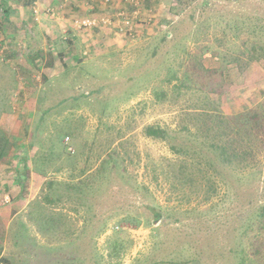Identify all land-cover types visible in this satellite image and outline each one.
Instances as JSON below:
<instances>
[{
	"label": "rangeland",
	"instance_id": "rangeland-1",
	"mask_svg": "<svg viewBox=\"0 0 264 264\" xmlns=\"http://www.w3.org/2000/svg\"><path fill=\"white\" fill-rule=\"evenodd\" d=\"M69 1L47 17L21 0L5 16L0 0V135L10 144L0 162V264H264V242L253 250L264 228L245 223L264 204V130L248 166L209 174L214 192L191 151H207L193 137L203 111L264 110V0H159L133 41L74 29L72 19L62 28L53 20ZM86 1L69 14H89ZM52 27L51 43L43 31ZM49 45L56 64L43 77L38 53ZM147 127L163 137H147ZM107 154L116 163L104 180ZM180 165L192 182L173 177Z\"/></svg>",
	"mask_w": 264,
	"mask_h": 264
},
{
	"label": "trees",
	"instance_id": "trees-1",
	"mask_svg": "<svg viewBox=\"0 0 264 264\" xmlns=\"http://www.w3.org/2000/svg\"><path fill=\"white\" fill-rule=\"evenodd\" d=\"M26 5H29L32 0H21ZM60 4V3H58ZM206 3L202 2V5ZM1 7L4 10L5 16H7L8 10L4 8V5L1 3ZM46 10V9H45ZM130 11V9H128ZM253 49V48H252ZM254 56L252 52H250L249 61L254 60ZM175 75H172L173 78ZM245 79L247 77L245 76ZM180 82V86L188 88L187 85H182V81ZM174 88H177V85H174ZM162 92V91H161ZM201 118L198 119V124L196 125V134L193 136L194 138H201L199 141V145L201 146L202 152H197L191 150L194 154V165L196 167V172L202 175V179L206 181L208 184V191L214 192V185L211 181L210 173L215 176L224 175V171L219 169V166L224 164L226 166H233L236 170L240 169L241 167L244 168L248 166L249 158H252L251 153V144L256 140L257 134L264 130V110L261 113H253L249 114V111H246L244 114L238 113L236 115H222L219 113V109L215 108L214 112H205L201 113ZM160 130V129H159ZM158 127H147L145 129V134L147 137L151 138H162L163 132L162 130L159 131ZM264 133V131H263ZM259 141H263V138L260 137ZM9 140L4 136L0 135V162L3 161L8 153H9ZM173 150L176 153H183L182 151L176 150L173 147ZM192 153V155H193ZM200 154H202L200 156ZM107 154L106 156H108ZM113 156L110 154L107 159L103 161V165L100 166L101 171L100 177L104 180H107L106 173L110 171V167L105 164L116 163L113 159ZM201 161L205 163L212 171H208L207 169H201ZM247 161V162H246ZM110 173V172H109ZM24 174H28L27 171H24ZM190 173H186L184 166H179L177 173L173 175L176 179H182L181 182L183 183H190L193 181L190 178ZM99 177V176H98ZM92 181V185H91ZM86 188L91 189L94 183V180H86ZM98 186H96L97 188ZM81 189V188H79ZM82 192V189L79 191ZM88 191H85L87 195ZM82 198H78L80 201ZM264 204L258 206L256 209L253 208L251 214L246 219V228H250L253 224L259 223V228H264ZM159 215V214H158ZM158 217V216H156ZM257 238V246L253 247V250L256 254L261 252V246L259 241L258 243ZM264 244V243H263ZM262 244V245H263Z\"/></svg>",
	"mask_w": 264,
	"mask_h": 264
},
{
	"label": "built area",
	"instance_id": "built-area-1",
	"mask_svg": "<svg viewBox=\"0 0 264 264\" xmlns=\"http://www.w3.org/2000/svg\"><path fill=\"white\" fill-rule=\"evenodd\" d=\"M143 0H122L121 6H115L113 0H89L85 2L86 12H95L96 5L98 7H104L103 12L100 14H83L72 18L70 25L77 30H91V29H113L120 38L133 41L136 38L138 26H150L152 25L154 18L151 11V15H147L146 18H142L144 13L141 8V2ZM69 0H62V3L58 6L59 10L64 9L68 5ZM123 5L127 6L125 8ZM34 11L38 9V5L34 4ZM130 9V11H128ZM44 14L54 16V9L47 8Z\"/></svg>",
	"mask_w": 264,
	"mask_h": 264
},
{
	"label": "crops",
	"instance_id": "crops-1",
	"mask_svg": "<svg viewBox=\"0 0 264 264\" xmlns=\"http://www.w3.org/2000/svg\"><path fill=\"white\" fill-rule=\"evenodd\" d=\"M62 0H32V2L29 4V6H30V8H28V9H32L33 8V4H37L38 5V7H39V9H47V8H55L56 6H57V4L58 3H60ZM114 1V5L115 6H121V4H119V1L120 0H113ZM177 1H181V0H177ZM13 2V3H12ZM14 2L16 3V0H3V5H4V8L5 9H7V10H9L10 11V7H12V8H14V7H16L15 6V4H14ZM41 2V3H40ZM162 3L163 2H161V1H159V0H143L142 2H141V6H142V8H141V10L143 11V12H146L147 13V11H151L150 9H152V8H159V7H164V5H162ZM16 5H17V3H16ZM83 4H82V0H71V4L69 5V7H71V10H67L64 14L62 13V15L63 16H61L59 19L57 18L56 20H53V21H57L56 23H58L59 24V26H63L64 28H66L67 26H66V20L67 19H72L73 17H75L74 16V14H69V12L71 11H75V10H78V8H81V7H83L82 6ZM125 8H127V6H125V5H123ZM173 6V5H172ZM175 6V5H174ZM23 8H22V10L23 9H25V6H22ZM85 7V6H84ZM26 8V9H27ZM103 8L104 7H98L97 5H96V9H95V14H100L101 12H103L104 10H103ZM85 9H86V7H85ZM58 11H60L59 9H58ZM70 12V13H71ZM88 13H89V15H91L90 14V12L88 11ZM43 14V13H42ZM45 16H47L46 14H44ZM48 17V16H47ZM65 17V18H64ZM10 20H12V21H10V22H16V21H14L13 20V18H10ZM36 23H38L39 24V26H41V23H40V20L38 19L37 21H35ZM15 23H12V24H10L11 26H13ZM15 27L17 26L16 24L14 25ZM60 27V28H61ZM62 27V28H63ZM143 27H145V26H141L140 25V27L138 26V28H137V34H136V38H139L140 36H142V35H144V28ZM55 27H52V29H49V28H46V29H44V31L43 32H45L46 33V35H47V38H48V41H51V43L52 42H56L57 41V39H58V37L57 36H55L54 35V33H55V29H54ZM11 29V28H10ZM101 30H103V29H101ZM103 33H105V34H108V32H106V31H102ZM63 33H65V34H63ZM68 33H66L65 32V30H63V32H62V40H71V39H69L70 38V36H69V38H68ZM104 36H106V35H104ZM50 38V39H49ZM135 38V39H136ZM106 41V40H105ZM106 44H115L116 43V41L115 40H107L106 42H105ZM48 49H53V45H49V48H47V49H45L44 48V52L45 53H43V52H39L38 53V57H39V62H40V64L39 65H37V68L38 67H40V66H42L40 69H38V70H36V73H38L39 72V75H43V77L44 76H46V74H49V69H47V68H43V66L44 67H53V65H55L56 64V62L54 61L55 60V58L53 57V56H56L57 55V52H55V51H48L47 52V50ZM48 56H50V60H48V61H43L44 63H41V58L42 57H47L48 58ZM111 56V55H110ZM61 57V66L62 67H65V64L66 63H68L69 61H68V55L67 54H64V53H59V55H58V58H60ZM36 65V64H35ZM28 71H30V69L28 70ZM31 72H33V71H31ZM60 73H62V74H64L65 73V70L64 69H62L61 71H60ZM59 73V75L58 76H60V75H62V74H60ZM49 80V79H48ZM260 84V83H259Z\"/></svg>",
	"mask_w": 264,
	"mask_h": 264
}]
</instances>
